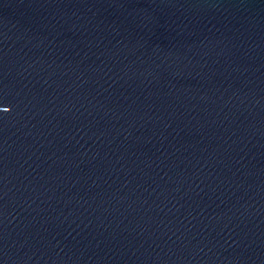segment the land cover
<instances>
[{
	"label": "water",
	"instance_id": "1",
	"mask_svg": "<svg viewBox=\"0 0 264 264\" xmlns=\"http://www.w3.org/2000/svg\"><path fill=\"white\" fill-rule=\"evenodd\" d=\"M0 264H264V0H0Z\"/></svg>",
	"mask_w": 264,
	"mask_h": 264
},
{
	"label": "clouds",
	"instance_id": "2",
	"mask_svg": "<svg viewBox=\"0 0 264 264\" xmlns=\"http://www.w3.org/2000/svg\"><path fill=\"white\" fill-rule=\"evenodd\" d=\"M4 111H8V109H4Z\"/></svg>",
	"mask_w": 264,
	"mask_h": 264
}]
</instances>
